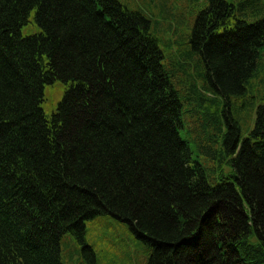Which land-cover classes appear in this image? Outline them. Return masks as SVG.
I'll list each match as a JSON object with an SVG mask.
<instances>
[{"label":"trees","instance_id":"16d2710c","mask_svg":"<svg viewBox=\"0 0 264 264\" xmlns=\"http://www.w3.org/2000/svg\"><path fill=\"white\" fill-rule=\"evenodd\" d=\"M197 5L174 42L118 0H0V264L102 216L148 264H264V0Z\"/></svg>","mask_w":264,"mask_h":264},{"label":"rangeland","instance_id":"374dc122","mask_svg":"<svg viewBox=\"0 0 264 264\" xmlns=\"http://www.w3.org/2000/svg\"><path fill=\"white\" fill-rule=\"evenodd\" d=\"M131 11L143 13L152 22V31L161 32L169 28L172 41L180 42L188 30L186 21L176 25L180 17L193 20L199 12V0H118ZM186 20V19H185ZM187 20V21H189ZM24 36L34 35L39 29L33 24L22 30ZM62 85L56 83L47 87L43 109L47 116L57 111L62 98ZM189 124L188 116L185 117ZM191 121V120H190ZM185 138V135H183ZM192 141L191 138L189 139ZM70 235L64 237L62 242L63 264H148L147 254L139 242L135 240L127 224L112 216H102L87 224L86 243L94 252L87 255L88 259L80 258L77 245L71 242ZM77 247V248H76Z\"/></svg>","mask_w":264,"mask_h":264}]
</instances>
